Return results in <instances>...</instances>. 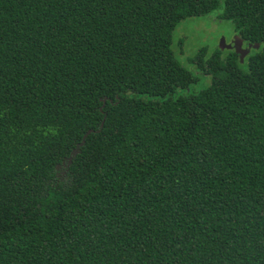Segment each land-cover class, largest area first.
Returning a JSON list of instances; mask_svg holds the SVG:
<instances>
[{"label":"trees","instance_id":"trees-1","mask_svg":"<svg viewBox=\"0 0 264 264\" xmlns=\"http://www.w3.org/2000/svg\"><path fill=\"white\" fill-rule=\"evenodd\" d=\"M220 7L261 45L192 91ZM263 48L264 0H0V264H264Z\"/></svg>","mask_w":264,"mask_h":264},{"label":"rangeland","instance_id":"rangeland-1","mask_svg":"<svg viewBox=\"0 0 264 264\" xmlns=\"http://www.w3.org/2000/svg\"><path fill=\"white\" fill-rule=\"evenodd\" d=\"M220 12H223V7L209 16L183 21L174 32L171 45L174 56L178 57L198 78L197 82L191 86L192 91L206 88L211 84L212 79L210 75L200 72L196 65L190 62V59L196 57L202 49L211 54L219 48L221 39L225 38L227 44H231L236 36L233 24L230 21L222 20L219 17ZM63 174H65V170L60 167V175Z\"/></svg>","mask_w":264,"mask_h":264},{"label":"water","instance_id":"water-1","mask_svg":"<svg viewBox=\"0 0 264 264\" xmlns=\"http://www.w3.org/2000/svg\"><path fill=\"white\" fill-rule=\"evenodd\" d=\"M244 43H245L244 40L241 39L238 35H236L231 44H227L225 38L221 39V42L219 44V48L222 50H233L237 55L240 56L241 60L243 61L247 56L250 55L251 50H253V49L258 50L260 48V45H261V44H248L244 48L243 47ZM263 50H264V48H263ZM105 101L106 100H104V102ZM102 126H103V122L101 123L99 128L102 129ZM99 130H97V131H99ZM95 131H96L95 129H90L86 132V134L83 137L82 142L78 145V147L72 152V155L69 157L70 163L72 162L73 157L76 156L77 154H79V152L81 151V146H83L85 144L88 135L95 132Z\"/></svg>","mask_w":264,"mask_h":264},{"label":"flooded vegetation","instance_id":"flooded-vegetation-1","mask_svg":"<svg viewBox=\"0 0 264 264\" xmlns=\"http://www.w3.org/2000/svg\"><path fill=\"white\" fill-rule=\"evenodd\" d=\"M246 44L244 43L243 47L245 48Z\"/></svg>","mask_w":264,"mask_h":264}]
</instances>
